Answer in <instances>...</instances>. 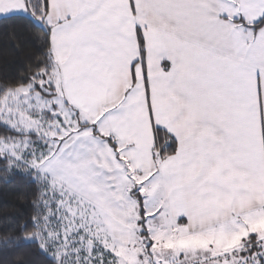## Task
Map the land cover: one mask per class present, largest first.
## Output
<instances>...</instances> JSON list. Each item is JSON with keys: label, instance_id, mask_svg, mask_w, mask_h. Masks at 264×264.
Returning <instances> with one entry per match:
<instances>
[{"label": "snow or ice", "instance_id": "obj_1", "mask_svg": "<svg viewBox=\"0 0 264 264\" xmlns=\"http://www.w3.org/2000/svg\"><path fill=\"white\" fill-rule=\"evenodd\" d=\"M38 54L0 76V176L33 186L0 264H264V0H0Z\"/></svg>", "mask_w": 264, "mask_h": 264}, {"label": "trees", "instance_id": "obj_2", "mask_svg": "<svg viewBox=\"0 0 264 264\" xmlns=\"http://www.w3.org/2000/svg\"><path fill=\"white\" fill-rule=\"evenodd\" d=\"M34 34L14 27L12 21H0V76H14L23 71L30 59L38 54ZM33 186L20 176L5 180L0 176V236L13 218L27 215Z\"/></svg>", "mask_w": 264, "mask_h": 264}]
</instances>
